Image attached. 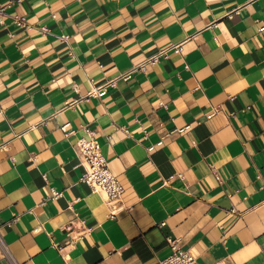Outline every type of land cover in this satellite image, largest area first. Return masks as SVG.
I'll use <instances>...</instances> for the list:
<instances>
[{"label":"crops","instance_id":"crops-1","mask_svg":"<svg viewBox=\"0 0 264 264\" xmlns=\"http://www.w3.org/2000/svg\"><path fill=\"white\" fill-rule=\"evenodd\" d=\"M0 3V264H160L169 236L264 264V0ZM89 131L119 201L81 180Z\"/></svg>","mask_w":264,"mask_h":264},{"label":"built area","instance_id":"built-area-1","mask_svg":"<svg viewBox=\"0 0 264 264\" xmlns=\"http://www.w3.org/2000/svg\"><path fill=\"white\" fill-rule=\"evenodd\" d=\"M7 12V6L0 3V23L3 24L5 22V15ZM13 20L19 26H27L24 17L14 16ZM264 30V26L260 28ZM66 36H62V39H66ZM174 48L175 51L180 50V45H176L170 48L164 49L162 52L154 54L146 58V61L129 69L127 72L121 74L118 78H122L128 80L131 76L132 72L135 69H143L148 63H156L158 59L170 51V49ZM118 79H111L108 83L101 85L99 87H95L87 94L88 97L91 96H101L106 93L109 86L114 85ZM68 124L62 126V130L67 133L68 132ZM190 125L185 126V128L179 129V132L185 131V129L189 128ZM90 137H82L79 138L76 142V147L78 151V155L80 156L81 165L84 167V175L81 180L87 183L91 189H99L106 193L108 200L112 202L119 201L122 197L123 185L118 177L110 171L108 160L105 155L102 153L101 144L99 140L94 136L93 131H89ZM161 144V142L159 143ZM154 146H150L149 149H153ZM61 195V192H54L53 197ZM1 228V223H0ZM168 245L171 246V253L169 256L160 260V264H202L198 258L189 250L184 249L181 245H179V241L176 238L169 236L167 238ZM0 252L5 256L8 255V249L6 244L1 237L0 234Z\"/></svg>","mask_w":264,"mask_h":264}]
</instances>
